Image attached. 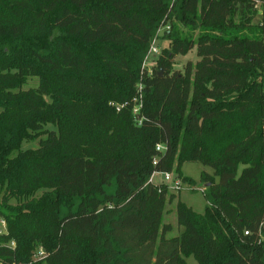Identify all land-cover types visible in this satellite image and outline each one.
I'll use <instances>...</instances> for the list:
<instances>
[{
  "label": "trees",
  "instance_id": "obj_1",
  "mask_svg": "<svg viewBox=\"0 0 264 264\" xmlns=\"http://www.w3.org/2000/svg\"><path fill=\"white\" fill-rule=\"evenodd\" d=\"M170 3L0 0V264H30L38 246L47 255L36 264H264L257 2L177 0L173 14L201 33L175 30L149 76L141 64ZM193 49L199 59L174 70ZM30 76L39 86L23 89ZM138 80L145 100L134 114ZM40 132L37 148L12 155ZM186 162L214 169L202 175L209 204L198 212L178 200L183 231L170 238L163 217L175 194L149 179L195 183Z\"/></svg>",
  "mask_w": 264,
  "mask_h": 264
},
{
  "label": "rangeland",
  "instance_id": "obj_2",
  "mask_svg": "<svg viewBox=\"0 0 264 264\" xmlns=\"http://www.w3.org/2000/svg\"><path fill=\"white\" fill-rule=\"evenodd\" d=\"M177 0H171L170 3V9H169V22L167 23V26H163V22L160 23V25L156 28L153 37L150 41H156V44L158 45L161 55H163L165 50H171V36L175 34V30H178V32L185 36H191L192 38L198 37V35L201 33V28L198 26L196 27H191V26H184L182 22L178 19L179 16H176V14H173L174 12V4ZM257 1V12L254 16V23H263L264 25V13H263V6H262V0H255ZM163 21V20H162ZM150 45V44H149ZM149 48V47H148ZM160 59V58H159ZM198 56L196 53V49L191 50L185 55H177L174 58V63H173V69L174 70H179L184 72L185 67L189 62L195 63L198 60ZM143 64V61H142ZM142 64H141V69H142ZM158 66V64H157ZM153 67L149 70H151L153 73L155 72L156 67ZM40 78L36 76H30L27 78L26 83L23 85V89H29V88H36L39 86ZM141 84L140 81L138 80L136 82V95H135V110L136 111H141L142 105L145 100V94L140 88ZM36 134V133H34ZM47 135L43 132L38 133L35 138H32L29 141H24L21 144V147L19 149H16L12 155L15 156L19 153L20 150L23 149H29V148H37L39 146L40 140L42 138H45ZM182 171L185 175H187L190 178H193L195 180V183H189L187 181H184L187 184V187L183 184V187L180 190H175L172 188L173 183L169 182L167 185L169 186V191L170 193L175 194V198L172 201H168L166 204V212L163 217V221L166 224H170L172 226V230L167 233V237H174L177 235H180L183 231V227L178 225L177 222V202L178 200L184 201L186 204L194 208L198 212H203L206 206L209 204V197H206V192H207V186H206V181L205 179L202 178L203 173H209L211 177L213 176L214 169L210 166L203 165L200 162H186L184 163L182 167ZM173 177H176L175 174L173 173ZM214 178V176L212 177ZM215 180L217 181L218 178L215 177ZM162 182H165L164 178V173L158 172L155 173L154 175V183L160 184ZM115 186L116 182L113 181L110 185H107L105 187L107 193H114L115 191ZM43 194L42 191H38L37 193H34L33 195L23 197L20 200L16 199H11L10 203L12 205L22 203L27 200H37L38 198L41 197ZM0 200H1V195H0ZM115 203L112 201H104L103 206L104 207H112L114 206ZM68 211L67 207H61L60 213L64 215ZM41 249H44L42 246H38L35 248V252H39ZM45 250V249H44ZM46 251V250H45ZM42 259H39L38 256H35L32 258L30 264H36L38 261ZM187 262L189 264H197V261L193 256H190L187 258Z\"/></svg>",
  "mask_w": 264,
  "mask_h": 264
},
{
  "label": "built area",
  "instance_id": "obj_3",
  "mask_svg": "<svg viewBox=\"0 0 264 264\" xmlns=\"http://www.w3.org/2000/svg\"><path fill=\"white\" fill-rule=\"evenodd\" d=\"M257 2V1H256ZM264 5V2H262V6ZM258 8V5H256ZM264 13V12H263ZM163 26H167V23L169 22V20L166 21V19H164L162 21ZM161 52L160 49L158 47V45L156 44V41H152L149 45V48L144 56L143 59V64H142V73H146L150 76L153 74V72L149 69L157 66L158 64V60L160 58ZM141 84V89H142V82L140 81ZM135 110V109H134ZM139 113V111H136L137 114ZM157 149L159 151H162L164 149V146L159 144L157 146ZM154 175L153 174L150 179L149 182H154ZM173 174L171 173H164V178H165V183H169L172 182V188L175 190H180L183 187V184L187 187V184L179 177H173ZM7 232V225H6V221L2 218H0V234L6 233ZM249 232L246 231V234H248ZM11 246H14V243H11ZM47 255V252L44 249H41L39 252H33V257L38 256L39 259H44L45 256Z\"/></svg>",
  "mask_w": 264,
  "mask_h": 264
},
{
  "label": "crops",
  "instance_id": "obj_4",
  "mask_svg": "<svg viewBox=\"0 0 264 264\" xmlns=\"http://www.w3.org/2000/svg\"><path fill=\"white\" fill-rule=\"evenodd\" d=\"M183 172V171H182ZM184 174V173H183ZM185 175V174H184ZM185 176H187V175H185Z\"/></svg>",
  "mask_w": 264,
  "mask_h": 264
}]
</instances>
